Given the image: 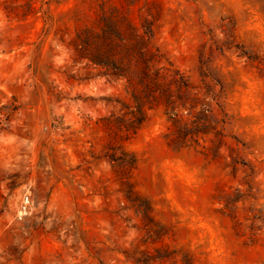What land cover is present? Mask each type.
<instances>
[{
	"label": "clouds",
	"instance_id": "1",
	"mask_svg": "<svg viewBox=\"0 0 264 264\" xmlns=\"http://www.w3.org/2000/svg\"><path fill=\"white\" fill-rule=\"evenodd\" d=\"M0 264H264V0H0Z\"/></svg>",
	"mask_w": 264,
	"mask_h": 264
}]
</instances>
